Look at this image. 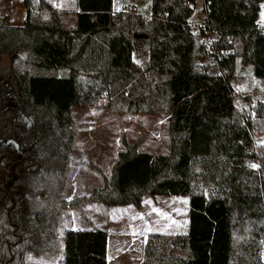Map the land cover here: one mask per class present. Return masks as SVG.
<instances>
[{"label":"trees","instance_id":"obj_1","mask_svg":"<svg viewBox=\"0 0 264 264\" xmlns=\"http://www.w3.org/2000/svg\"><path fill=\"white\" fill-rule=\"evenodd\" d=\"M196 1L152 0L144 17L76 0L70 29L59 11L44 16L43 0H24L23 24L0 26V264L57 254L65 209L141 211L160 196L187 199L189 230L149 234L141 264H264V101L248 96L240 110L233 86L249 65L264 83V0H204L194 34ZM102 100L114 113L166 117L168 152L123 141L102 187L67 201L72 111ZM82 218L92 228L65 233L64 264H108L109 233Z\"/></svg>","mask_w":264,"mask_h":264},{"label":"rangeland","instance_id":"obj_2","mask_svg":"<svg viewBox=\"0 0 264 264\" xmlns=\"http://www.w3.org/2000/svg\"><path fill=\"white\" fill-rule=\"evenodd\" d=\"M23 1L15 0L10 5L9 0H0V26L7 21L14 26H21L25 17L22 12ZM115 3L123 12H127L130 6H135L136 14L144 17L151 15L152 0L143 2L115 0ZM192 8L191 24L202 26L206 17L204 0H197ZM45 12L44 16H47L48 12L46 15ZM258 23L264 27V4ZM253 69L252 65L243 67L241 77L233 85L235 104L240 110L247 106L246 97L248 96L264 101V83L254 76ZM72 114L75 122L76 142L70 156V169L66 176L64 198L67 201L87 197L93 190L102 187L103 179L110 177L111 170L117 162L118 153L123 150V141L128 145L137 143L138 150L141 152L157 154L168 152L169 120L166 117L114 113L107 107L106 100L100 101L93 107L75 108ZM262 144H264V133L255 138V146ZM253 167L260 170L257 164ZM183 202L184 199L177 197L160 196L155 199L146 197L140 212L132 206L106 208L97 203L85 205L82 213L74 209H65L59 226L60 251L55 255L40 257L27 255L26 263L64 264L65 233L69 230H90L92 228L82 218L83 214L94 226L109 233L110 257L114 252L116 236L122 237L124 244L121 242V246H123L130 245L131 238H134L136 242L144 240L152 233L175 234L186 228V212ZM153 209L160 210L164 215H160ZM117 244L116 248L120 246V242ZM139 255H142V247L139 249Z\"/></svg>","mask_w":264,"mask_h":264},{"label":"crops","instance_id":"obj_3","mask_svg":"<svg viewBox=\"0 0 264 264\" xmlns=\"http://www.w3.org/2000/svg\"><path fill=\"white\" fill-rule=\"evenodd\" d=\"M43 1L47 5L44 9V12L45 11L48 12L47 16L49 15L51 9L57 10L62 15V22H63L64 26H66L70 29H73L76 27L77 16L79 13L78 8L76 6V0H43ZM23 6H24V8L22 9L23 10L22 12L26 16L27 8L25 7L24 1H23ZM131 7L135 8V6H130L129 8H131ZM121 11H122L121 8H119L116 5L115 0H113V13L115 14V13H118ZM46 12H45V15H46ZM10 17L12 19V16H10ZM24 21H25V17H24L23 22ZM204 21H205V19H204ZM23 22H22V24H23ZM261 26L264 29L263 25H261ZM177 198H180V197H177ZM181 199H184L183 203L185 205V212H186V228L181 229L180 231H177V232H175V234H172V235L186 234L189 230L188 229L189 228V205H188V201L185 198H181ZM185 201H186V203H185ZM138 212H140V211H138ZM140 230H143V229H140ZM160 234L167 235V233H165V232H160ZM147 237L148 236H146L144 240H139L136 242H135L134 238H131L130 245L126 244V245L121 246L122 237L116 236L117 240H116L115 246L113 247L114 252H113L111 257L109 254L110 253V245H108V264H141V262L143 261V258H144L145 246L147 244ZM118 242H120V246L117 247L118 248L117 249L116 246H118V244H117ZM138 242L140 243V245ZM122 243L124 244V242H122ZM136 243H138V244L136 245ZM141 247H142V255H139V249Z\"/></svg>","mask_w":264,"mask_h":264},{"label":"built area","instance_id":"obj_4","mask_svg":"<svg viewBox=\"0 0 264 264\" xmlns=\"http://www.w3.org/2000/svg\"><path fill=\"white\" fill-rule=\"evenodd\" d=\"M14 1L15 0H9L10 5H12ZM128 12L133 13L134 10L132 8H129ZM196 27H198V26L197 25L194 26V30H193L194 34H197L199 32V29H197ZM205 38H206L207 42H212V41L217 40V34H215V32H212V31H207ZM223 55H224V53H223Z\"/></svg>","mask_w":264,"mask_h":264},{"label":"water","instance_id":"obj_5","mask_svg":"<svg viewBox=\"0 0 264 264\" xmlns=\"http://www.w3.org/2000/svg\"><path fill=\"white\" fill-rule=\"evenodd\" d=\"M142 39H145V37H143V36H136L135 37V40L137 41V40H142Z\"/></svg>","mask_w":264,"mask_h":264},{"label":"snow or ice","instance_id":"obj_6","mask_svg":"<svg viewBox=\"0 0 264 264\" xmlns=\"http://www.w3.org/2000/svg\"><path fill=\"white\" fill-rule=\"evenodd\" d=\"M185 203H186V201H185ZM153 211L158 212L160 215H164V213L160 212V210H158V209H153Z\"/></svg>","mask_w":264,"mask_h":264},{"label":"flooded vegetation","instance_id":"obj_7","mask_svg":"<svg viewBox=\"0 0 264 264\" xmlns=\"http://www.w3.org/2000/svg\"><path fill=\"white\" fill-rule=\"evenodd\" d=\"M30 125H32V122H30Z\"/></svg>","mask_w":264,"mask_h":264}]
</instances>
